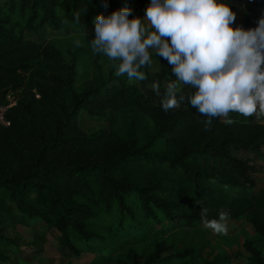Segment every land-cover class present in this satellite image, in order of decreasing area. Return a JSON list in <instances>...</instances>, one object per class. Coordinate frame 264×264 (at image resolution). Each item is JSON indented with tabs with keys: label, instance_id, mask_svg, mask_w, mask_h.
<instances>
[{
	"label": "trees",
	"instance_id": "obj_1",
	"mask_svg": "<svg viewBox=\"0 0 264 264\" xmlns=\"http://www.w3.org/2000/svg\"><path fill=\"white\" fill-rule=\"evenodd\" d=\"M186 1L0 0V106L17 94L0 126V264L41 256L47 235L76 264H264V221L246 223L264 122L214 85L264 84V0ZM168 4L188 12L156 58L158 29L128 17ZM4 10L25 25L5 32ZM114 79L156 116L96 110Z\"/></svg>",
	"mask_w": 264,
	"mask_h": 264
},
{
	"label": "rangeland",
	"instance_id": "obj_2",
	"mask_svg": "<svg viewBox=\"0 0 264 264\" xmlns=\"http://www.w3.org/2000/svg\"><path fill=\"white\" fill-rule=\"evenodd\" d=\"M202 0H194L192 3L190 0H187L183 5L192 6L194 3H199ZM237 2H242V0H237ZM182 5V6H183ZM63 12L66 14L70 12L69 8V0L62 7ZM169 9L165 12L163 16L153 15L143 17L139 13H134L129 15V19L136 20L137 23L141 26L142 33L148 31L152 28H157L160 34V38L157 42L152 44V52L156 58H160L161 54L165 50V36L166 32L171 31L177 24V21L182 18V16H186L188 10L181 9L180 7L172 6L171 4L165 5V9ZM185 8V7H183ZM65 16V15H63ZM4 18L8 20L5 24V32L12 33L15 28L18 26H23L26 23L27 15L26 13H20L19 11L8 12L4 10ZM64 26H71L72 28L80 29V25L78 22H69L66 17L62 19ZM181 60V59H180ZM218 88L223 89L226 94V98L231 105L232 108L237 109L244 116L253 115L257 117L259 120L264 122V84H256L253 81L243 85L240 82L237 83L240 91H231V87L225 83L223 79L214 82ZM114 87V88H113ZM108 88H113L112 93L109 95L110 100L105 98V93ZM139 92L141 95H146L148 92V88L140 87ZM93 106L96 110L105 111L107 109L111 110H119L126 107H136L143 112L147 113L151 117L156 116V110L153 107H145L142 105L141 98H134L128 91V87L125 84V80L114 79L109 81L101 86L100 95L96 98L93 103ZM240 157H246V155L242 154ZM256 164L260 166V175L258 174V178H262V182H264V158L260 159ZM253 219H257L260 221H264V188L261 189L257 196V200L251 209V211L247 214L246 223L251 222ZM236 226H233L235 228ZM238 230V229H237ZM237 231H231L228 229L223 233H217L213 231V235L220 237L225 235H234ZM48 241H46L45 248L43 254L41 256L33 255L34 251L29 249L26 254V258L28 264H67V261L72 260L74 264L76 261L72 258H69L68 255L57 248L53 247L51 244L53 242L51 235H47ZM36 243L33 244L30 240L31 246L36 248L43 245L42 239L36 240ZM91 260L90 258H83L80 260L79 264H89ZM78 264V263H77Z\"/></svg>",
	"mask_w": 264,
	"mask_h": 264
},
{
	"label": "built area",
	"instance_id": "obj_3",
	"mask_svg": "<svg viewBox=\"0 0 264 264\" xmlns=\"http://www.w3.org/2000/svg\"><path fill=\"white\" fill-rule=\"evenodd\" d=\"M10 98H12V101L10 103H6L0 106V126L5 128H11L12 126V123L8 119L7 114L9 110L16 104L17 94L15 91L10 94Z\"/></svg>",
	"mask_w": 264,
	"mask_h": 264
}]
</instances>
